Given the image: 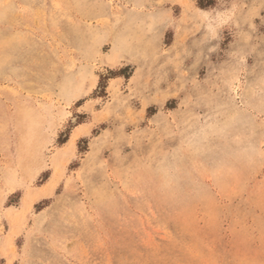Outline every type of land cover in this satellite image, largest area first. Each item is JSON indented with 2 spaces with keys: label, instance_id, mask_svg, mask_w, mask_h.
<instances>
[{
  "label": "rangeland",
  "instance_id": "rangeland-1",
  "mask_svg": "<svg viewBox=\"0 0 264 264\" xmlns=\"http://www.w3.org/2000/svg\"><path fill=\"white\" fill-rule=\"evenodd\" d=\"M0 264H264V0H0Z\"/></svg>",
  "mask_w": 264,
  "mask_h": 264
},
{
  "label": "trees",
  "instance_id": "trees-1",
  "mask_svg": "<svg viewBox=\"0 0 264 264\" xmlns=\"http://www.w3.org/2000/svg\"><path fill=\"white\" fill-rule=\"evenodd\" d=\"M198 5H199L200 8H203V9H204V8H206L207 6H209L210 4H209V5H202V4L199 3ZM126 78H128V77H126Z\"/></svg>",
  "mask_w": 264,
  "mask_h": 264
}]
</instances>
